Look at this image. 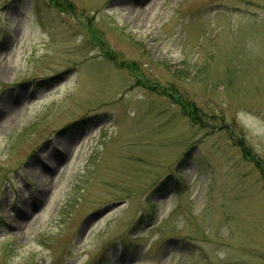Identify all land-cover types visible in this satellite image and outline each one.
Wrapping results in <instances>:
<instances>
[{
    "label": "rangeland",
    "instance_id": "374dc122",
    "mask_svg": "<svg viewBox=\"0 0 264 264\" xmlns=\"http://www.w3.org/2000/svg\"><path fill=\"white\" fill-rule=\"evenodd\" d=\"M260 165L264 0H0V264H264Z\"/></svg>",
    "mask_w": 264,
    "mask_h": 264
},
{
    "label": "trees",
    "instance_id": "16d2710c",
    "mask_svg": "<svg viewBox=\"0 0 264 264\" xmlns=\"http://www.w3.org/2000/svg\"><path fill=\"white\" fill-rule=\"evenodd\" d=\"M167 97L171 99L172 101H175V103H178V105L181 106L183 113L189 118L192 124L198 125L200 127L204 126L202 125L201 120H199V115H200L199 109H197L195 105L187 103L181 97H171V96H167ZM238 146H240L243 149L246 157L253 159V156L249 153V151L244 147L243 144L238 143ZM260 168L261 170L263 169L261 165H260ZM261 174L264 176V169L261 171Z\"/></svg>",
    "mask_w": 264,
    "mask_h": 264
},
{
    "label": "bare ground",
    "instance_id": "6f19581e",
    "mask_svg": "<svg viewBox=\"0 0 264 264\" xmlns=\"http://www.w3.org/2000/svg\"><path fill=\"white\" fill-rule=\"evenodd\" d=\"M58 142H59L58 144L62 143L61 140H59ZM58 156H59V158L62 157V155H58ZM48 169H49V168H48ZM48 169L46 168V170H48Z\"/></svg>",
    "mask_w": 264,
    "mask_h": 264
}]
</instances>
